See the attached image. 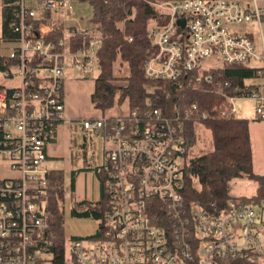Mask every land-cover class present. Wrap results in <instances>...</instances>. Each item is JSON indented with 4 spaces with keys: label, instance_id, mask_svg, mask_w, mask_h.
Segmentation results:
<instances>
[{
    "label": "built area",
    "instance_id": "1",
    "mask_svg": "<svg viewBox=\"0 0 264 264\" xmlns=\"http://www.w3.org/2000/svg\"><path fill=\"white\" fill-rule=\"evenodd\" d=\"M28 1L14 0L9 25L16 39L0 65L11 80L0 84V264H264V198L230 196L202 203L186 197L184 182L192 147L185 121L192 119L197 127L215 110L222 117L236 115L235 101L241 98H251L256 117L263 119L264 94L223 81L216 84L224 97L219 107L206 109L191 101L179 108L166 102L172 91L194 80L209 82L211 74L204 70L263 58L248 34L231 29L250 20L260 25V0L150 1L160 15L148 24L154 50L143 72L169 84L164 101L130 105L117 90L102 115L77 121L79 134L102 140L95 171L106 199L96 231L64 235L62 244L51 222L47 148L65 118V70L70 66L95 76L101 38L89 36L85 46L74 50L70 38L46 39L34 22L59 24L70 12V0ZM75 31L89 35L85 29ZM255 74L264 75V66ZM115 107L124 112H114Z\"/></svg>",
    "mask_w": 264,
    "mask_h": 264
},
{
    "label": "trees",
    "instance_id": "2",
    "mask_svg": "<svg viewBox=\"0 0 264 264\" xmlns=\"http://www.w3.org/2000/svg\"><path fill=\"white\" fill-rule=\"evenodd\" d=\"M1 33L0 47L4 42H14L16 33L9 22L14 16V0H1ZM87 2L92 9L89 20L91 27L88 36H82L77 31L69 37L70 49L85 46L89 36L101 38V45L96 51L100 65L99 72L94 76L95 89L91 94L92 104L99 109H106L112 105V96L118 90L120 99L125 95L129 104H142L145 100L162 102L163 92L168 83L149 79L144 76L143 63L154 50L148 36V24L156 20L160 12L151 0H77ZM41 20L34 22L35 29ZM63 25L52 24L44 34L46 39L55 43L63 37ZM117 60L125 62L128 74L123 79L125 83H117L114 74V64ZM7 62V58L0 53V65ZM256 67L245 64L224 65L219 68L204 70V74H211V80L203 78L199 82L194 80L190 87L182 88L178 92L172 91V97L167 103H175L179 108L196 101L202 108L212 109L224 102L221 91L217 90L218 82L228 81L232 86H240L245 92L250 87L245 80L256 76ZM203 74V75H204ZM195 78V72L192 73ZM224 91L232 93L231 88ZM164 101V100H163ZM212 116L201 121L210 131L212 147L200 150L196 154L189 151L186 155L184 167V182L186 197L196 199L202 203L210 201L224 202L231 195L228 185L234 177H246L254 180V192L250 197L264 198V173L253 171L252 147L249 135L248 120L237 115L222 117L218 110L212 111ZM185 132L188 146L197 140L196 123L192 119L185 121ZM49 188V207L52 210L51 222L59 244L64 239L63 207L64 187L63 171L51 170ZM102 194L95 201H73L71 212L74 215L90 216L97 219L102 214L105 203L104 182L101 178ZM247 197V196H246ZM245 197V198H246Z\"/></svg>",
    "mask_w": 264,
    "mask_h": 264
},
{
    "label": "rangeland",
    "instance_id": "3",
    "mask_svg": "<svg viewBox=\"0 0 264 264\" xmlns=\"http://www.w3.org/2000/svg\"><path fill=\"white\" fill-rule=\"evenodd\" d=\"M71 11L74 16H83L88 19L92 14L91 6L87 2L70 0ZM114 74L117 83H125L123 77L128 74V67L120 60L114 66ZM236 115L246 118L250 122L261 123L254 126L259 141L254 139L252 153L254 152V172L264 169V118L255 119V102L251 98H241L235 101ZM252 124V123H251ZM254 128V127H253ZM197 140L190 149L191 154L200 150L210 149L212 140L210 131L203 124L196 127ZM256 134V133H255ZM256 134V135H257ZM71 136H76L77 143L71 144L69 150H64V155L48 162V166L59 168L63 171L64 200L63 207V229L65 237L84 236L93 234L97 229V222L90 216L74 215L71 212L73 201L95 200L99 198L100 182L95 171L97 163L101 162L103 143L98 135L89 134L84 137L76 134L73 130ZM67 141V140H66ZM81 141V142H80ZM81 146L78 142L82 143ZM72 170V172H71ZM255 182L246 177H234L228 185V193L231 196L245 198L254 192Z\"/></svg>",
    "mask_w": 264,
    "mask_h": 264
},
{
    "label": "crops",
    "instance_id": "4",
    "mask_svg": "<svg viewBox=\"0 0 264 264\" xmlns=\"http://www.w3.org/2000/svg\"><path fill=\"white\" fill-rule=\"evenodd\" d=\"M240 1L243 4H250V0H240ZM34 2L35 0H29L28 4L34 5ZM258 3L261 7L264 8V0H260ZM1 5H2V1L0 0V23H1ZM37 15L39 16L40 12H37ZM89 18L85 19L83 16H74L70 9V12L67 18L59 21V23H61L64 27L63 39L67 40L71 36L73 31L77 28L86 29V28L91 27V21L89 20ZM38 26H39V29L43 32H48L50 28L48 21H41ZM231 29L235 31L236 33L248 34L253 40L254 47H255L257 54L263 56V58L252 59L248 63V66H252L256 68L263 67L264 66V21L259 25L255 20H250L247 22H243L241 24L233 25L231 26ZM0 33H1V25H0ZM13 45H14L13 42H4L0 47V53L2 54L6 53V51ZM118 61L119 60H117L115 64ZM10 82L11 80L5 78L0 72V84H9ZM245 82L246 84H249L250 87L257 88V90H259L261 94H264V75H256L253 78L246 79ZM94 89H95L94 76L84 74L83 72L75 70L70 66L66 68L65 78L63 82V102H64L65 118L59 124L57 138L48 145L47 165L49 161L62 157L64 155L63 153L64 150H67V149L69 150L68 147L71 144L77 143L76 136L72 137L71 133L73 130L76 134L80 135L78 133L79 131H78V126H77V121L79 119L89 117V116H98V115L103 114L104 110L96 108L91 102V94L93 93ZM113 110L116 113L124 112V108H119V107H115ZM255 119H260V118H257L255 115ZM255 123H257L256 125L258 126L261 123V121L259 122L248 121L249 135L251 139V147H253V136H254V139L256 138V140L259 141L257 132L255 131V133L257 134L256 135L253 130V129L258 130L256 128L257 126H254ZM80 142L78 143L82 146L84 144L83 143L84 141H82V143ZM252 161H254V152L252 153ZM252 165L254 168L253 163ZM50 168L52 170L59 169V168H52V167ZM255 173L262 174L264 173V169L263 171H259V172L257 171ZM101 194H102V187L100 185L99 186V198L95 200H99L101 198ZM247 196H250V195H247ZM95 200H91V201H95Z\"/></svg>",
    "mask_w": 264,
    "mask_h": 264
},
{
    "label": "water",
    "instance_id": "5",
    "mask_svg": "<svg viewBox=\"0 0 264 264\" xmlns=\"http://www.w3.org/2000/svg\"><path fill=\"white\" fill-rule=\"evenodd\" d=\"M177 22L180 23V24H183L184 23V19L183 18H178Z\"/></svg>",
    "mask_w": 264,
    "mask_h": 264
},
{
    "label": "flooded vegetation",
    "instance_id": "6",
    "mask_svg": "<svg viewBox=\"0 0 264 264\" xmlns=\"http://www.w3.org/2000/svg\"><path fill=\"white\" fill-rule=\"evenodd\" d=\"M97 165H98V163H97Z\"/></svg>",
    "mask_w": 264,
    "mask_h": 264
}]
</instances>
